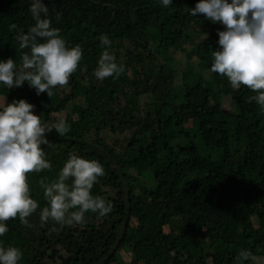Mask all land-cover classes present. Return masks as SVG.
Returning a JSON list of instances; mask_svg holds the SVG:
<instances>
[{
  "label": "trees",
  "instance_id": "1",
  "mask_svg": "<svg viewBox=\"0 0 264 264\" xmlns=\"http://www.w3.org/2000/svg\"><path fill=\"white\" fill-rule=\"evenodd\" d=\"M30 2L0 0V59L17 66L27 49L16 34L35 23ZM196 2L44 0L52 26L83 55L51 97L27 82L0 85V103L23 98L42 122L70 125L65 136L46 133L52 167L27 173L39 203L29 223L11 218L0 237L22 251L19 264H234L242 248L264 256V111L249 100L255 92L209 71L223 26L190 15ZM101 34L125 68L103 81L94 76ZM72 153L103 164L92 193L113 209L86 213L83 225L42 223L40 181Z\"/></svg>",
  "mask_w": 264,
  "mask_h": 264
},
{
  "label": "clouds",
  "instance_id": "2",
  "mask_svg": "<svg viewBox=\"0 0 264 264\" xmlns=\"http://www.w3.org/2000/svg\"><path fill=\"white\" fill-rule=\"evenodd\" d=\"M159 3L167 8L173 0ZM29 11L35 23L15 37L19 48L27 52L22 53L19 66L12 57L0 59V85L11 89L27 82L37 95L46 92L51 97L52 89L65 86L77 70L82 49L79 45L69 46L60 30L52 26L44 0H31ZM197 14L223 26L217 30L218 47L212 51L209 71L226 77L233 90L245 86L255 92L249 100L264 111V0H197L190 15ZM15 27L11 25L10 30ZM99 43L104 50L94 76L99 81L119 77L125 68L109 51L111 39L101 34ZM34 107L23 98L6 102L5 97L0 103V237L8 231L9 219L18 216L27 225V218L39 207L30 195L27 173L52 167L42 147L49 143L46 133L55 130L65 136L70 131L63 118L42 122ZM104 175V166L98 160L69 154L55 179L40 181L47 202L40 208V221L51 220L63 227L83 225L86 213L108 215L113 204L92 193L94 184ZM22 255L19 248L4 247L0 242V264H19ZM234 264H264V256L242 248L235 255Z\"/></svg>",
  "mask_w": 264,
  "mask_h": 264
},
{
  "label": "rangeland",
  "instance_id": "3",
  "mask_svg": "<svg viewBox=\"0 0 264 264\" xmlns=\"http://www.w3.org/2000/svg\"><path fill=\"white\" fill-rule=\"evenodd\" d=\"M203 16V14H202ZM204 17V16H203ZM205 21V24L203 25L205 28H208V26L211 24L210 21H208L207 19L204 20ZM197 28H200V27H197ZM47 95V94H46ZM48 97V95H47ZM216 102V99L213 100V103Z\"/></svg>",
  "mask_w": 264,
  "mask_h": 264
}]
</instances>
